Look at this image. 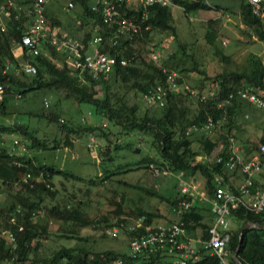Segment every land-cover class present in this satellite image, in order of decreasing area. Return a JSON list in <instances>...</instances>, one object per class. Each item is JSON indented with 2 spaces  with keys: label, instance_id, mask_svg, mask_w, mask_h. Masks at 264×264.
<instances>
[{
  "label": "trees",
  "instance_id": "obj_1",
  "mask_svg": "<svg viewBox=\"0 0 264 264\" xmlns=\"http://www.w3.org/2000/svg\"><path fill=\"white\" fill-rule=\"evenodd\" d=\"M172 1L173 4L181 6L186 13L195 9H209L212 6V4L211 6L205 4L202 0ZM237 1L243 24L264 41V18L255 16L243 0ZM14 2L17 5H26L30 0H14ZM52 3L53 0L47 5L45 17L51 25L60 28L62 23L50 11ZM76 4V9L71 13L74 14L72 18L78 23L77 30L82 31L79 38L83 44L82 51L90 49V42L96 33H100L103 36L102 46L105 52L115 55L118 59H127L125 65L117 63L106 78H94L87 71L80 73L72 69L67 55L47 42L42 45L44 51H40L33 57L27 56V49L19 45L22 27L27 18L16 11L15 6L7 9V0H0V9L6 7L8 11L5 21L0 19V83L4 85L6 91L3 100L0 101V116L11 113L9 99L13 92L20 95L16 98H22L27 93L38 90L56 93V96L62 93L64 98L75 101L76 105L90 103L93 106V109L83 116L82 121L78 122L71 119L60 120V113L57 109L45 111L44 105L39 110L27 111L29 116H35L52 124L55 128L52 137L45 134L38 136L29 123L19 120L9 124L0 122V185L12 196L9 203L0 207V264L4 262L11 264H26L27 262L29 264H114L113 262L118 258L122 259L123 264H176L174 254L144 251L136 257H131L127 255V250L123 252L113 248L95 249L92 245L93 241H90L87 236L80 235L78 228L99 224L98 217L92 219L78 207L69 208L58 204L46 207L42 204L45 198H53L56 194L52 188L54 175H69L67 171L57 167L54 163L42 162L36 153L73 147L76 138L83 135H86L88 139L91 136L96 138L101 136L104 137L106 144H96L97 154L100 162L108 165L114 159L113 151L118 152L127 147L136 153L137 147L132 146L131 143L123 146L116 142L117 134L135 132L140 138L150 143L155 151L154 155L146 153L135 162L126 163V168L123 170L122 165L116 166L115 169L104 168V179L115 173L129 172L136 168L147 169L148 164L154 162L173 173L183 171V178L188 181L194 182L197 178L201 179L202 188L206 190L209 197H212L215 185L214 174L218 173L225 183L226 174L231 172L221 163H215L220 146L217 138L209 133L212 131H219V135L226 133L238 142L232 131L233 128H239L236 124L237 119L243 115L245 107L250 103L240 99L236 91L253 85L264 92V60L262 56L250 53L243 69L223 70L211 77L203 69L195 66L193 70H196L203 80H212L209 91L194 90L182 82L179 77L178 82L183 84L179 92H168L162 107L148 105L144 102L148 107L142 110L140 103L149 89L157 83H165L166 72L178 69L177 63L157 64L154 60L147 58L146 42L152 31H170L173 37H176L170 6L154 4L143 10L141 8L138 11L133 10L134 19L140 24V32L132 40H120L118 45L112 46L109 36L113 33L114 25L102 23L99 15L88 9L86 0H77ZM214 7L221 8V10L227 9L220 3H215ZM124 10L126 15L132 13V10L126 6ZM142 12L145 14L144 17L141 15ZM146 26L149 28L146 29ZM205 39L212 46L215 34L206 31ZM179 47L183 48V45L179 43ZM18 48H20L19 53L22 58L36 66L35 74L28 75L20 69L19 59L14 52ZM215 53L219 54L217 50ZM220 59L227 60L222 55ZM115 84L123 87L125 92L124 96L112 101L110 92ZM95 85L100 86L101 96L95 95ZM189 90L196 91L197 95ZM230 93L234 95L228 98ZM125 94H128L130 100L133 99V101H129ZM202 94H207L205 100L199 99L198 96ZM57 100H59L58 96ZM45 104L47 105L46 101ZM92 115L100 118V125L99 121L90 119ZM209 118L212 119L213 126L210 129L199 130V127ZM104 122L105 126H103ZM108 123L113 128L105 131L104 128ZM196 133L199 135L195 139L193 136ZM11 135L18 137L16 148L18 147L21 151L18 155L14 154L13 148L7 145V139H9L7 136ZM110 136H113L114 140H111ZM195 142L201 149L193 146ZM260 144H264V133L256 143H252L249 147L256 149ZM198 156L201 157L199 160H197ZM161 178L163 177L156 179ZM231 188L235 190L234 186ZM141 189L146 193L156 195L148 188ZM174 190V197L166 198L170 205L177 207L182 199L191 202L189 210L181 215L186 233L201 230L198 250L195 256L186 259L187 264H220L218 257L210 255L204 247V242L209 237L208 231L213 214L212 216L207 215L206 218L201 212L197 198L181 194L176 190V186ZM112 205L114 206L113 214L117 216L125 214L121 199H113ZM205 209L210 210L209 207ZM41 210L49 221L54 219L61 222L59 233L56 236L75 239L77 243L72 246H61L48 258L41 257L42 241L50 234L49 221L42 222L36 219V215L41 213ZM131 212H135L136 217L143 215L146 225L157 224L152 222L153 218L158 217L157 213L140 207ZM231 218L237 222L235 224L229 222V228L226 230L228 234L227 264H237L233 259V254L238 247L240 232L243 236L237 250L239 261L242 264H264V229L243 228L246 222L264 226V213L249 212L237 203L231 206L229 220ZM118 219L112 224L113 226H120L123 223V219ZM7 232L13 233L14 242L7 240ZM131 235L127 232L128 238Z\"/></svg>",
  "mask_w": 264,
  "mask_h": 264
},
{
  "label": "rangeland",
  "instance_id": "obj_2",
  "mask_svg": "<svg viewBox=\"0 0 264 264\" xmlns=\"http://www.w3.org/2000/svg\"><path fill=\"white\" fill-rule=\"evenodd\" d=\"M64 2L65 0H53L50 11L62 23L59 28L61 32L79 39L82 31L77 30L78 23L72 18L74 14L71 13L76 7L71 12L65 13L62 10ZM223 2H220V4L227 7L223 11L229 14L228 21L225 17L220 16L221 9L214 7L215 2H211V0L212 6L209 9H195L188 13L179 5H171L170 9L173 25L176 29V37L174 38L170 31H152L146 42L148 49L147 58L152 59L151 54L156 53L159 56L157 60H154L157 64L177 63L178 71H176L179 73L182 82L194 90L209 91L212 80H203L202 76L196 70H193L195 66L203 69L211 77L223 70L243 69L250 53L263 56L264 41L260 40L254 31L243 24L237 0H225ZM5 10V8L0 9V19L2 21H5L8 16ZM216 15L218 17L214 18ZM206 31H211L215 34L212 46L206 42ZM221 41H225V44H222ZM179 43L183 45V48L179 47ZM216 50L219 54L215 53ZM40 51H44L43 46H40ZM14 52L19 59V64L23 63L24 59L19 53L20 48L15 49ZM221 55L226 57L227 60H221ZM124 92L125 89L119 84L113 85L110 92L112 101L124 96ZM94 93L96 96H101L99 85L94 86ZM16 95L17 93L15 92L10 94L9 110L11 113L6 116H0V122L9 124L19 120L29 123L36 130L38 136H44L45 134L52 137L55 128L46 120L29 116L27 111L39 110L44 105L45 111L57 109L60 113V120L71 119L74 122H78L82 121L83 116L93 109L90 103L76 105L75 101L64 98L62 93L57 95L59 100H57L56 93L44 90L29 92L22 98H16ZM125 97L129 101H133V99L130 100L128 94H125ZM140 107L142 110L148 107L144 103V99H142ZM244 114H248V118H245ZM243 115L237 119L236 124L239 125V128H233L232 133H234L237 143L249 147L252 143H256L264 133V111L250 104L245 107ZM92 118L96 122L99 121L98 124L100 123L98 116L92 115L90 119ZM109 128L113 127L108 123L104 130L107 131ZM218 133L219 131H212L209 134L217 138L218 145L221 148L228 140V135L226 133H224L225 135H219ZM117 135V143L123 146L131 143L132 146L138 148V152L134 153L124 147L118 152H112L114 159L111 164H103L97 154L96 144L105 145L104 137H95V141L92 143V140L83 135L76 138L73 147L40 151L36 155L42 162L54 163L57 167L67 171L69 175H54L52 188L56 191V194L53 198H45L42 204L46 207L54 204L64 205L69 208L78 207L92 219L98 217L100 219L99 224L95 223L78 228L79 234L89 237L88 239L93 241L94 244L92 245L95 249L113 248L124 252L128 246L126 228L124 226H113L112 224L119 220L118 218L123 219L125 225L132 223L133 219H136V215L134 214L135 212L131 211H135L138 207L159 214L158 217L153 218V223L166 224L175 220V207L170 205L166 198L172 199L174 197V187L176 186V190H178L179 179L172 175L156 179L144 168L115 173L104 179V168L115 169L116 166L122 165L121 169L123 170L126 168V163L135 162L146 153L152 155L155 153L150 143L140 138L135 132ZM198 135L199 133H196L193 137L196 139ZM7 137L9 138L7 139L8 147L13 148L14 154L18 155V152L21 151L18 147L16 148V143L14 142L18 137L13 135ZM110 138L114 140L113 136H110ZM193 146L201 149L197 142ZM200 158L198 156L197 160ZM105 165L107 166L105 167ZM194 182L199 183V186L202 187L201 179L197 178ZM143 187L155 192L156 195L146 193L141 189ZM11 199L12 196L0 185V207L9 203ZM113 199H121L125 214L117 216L112 213L114 209L112 205ZM36 219H40L42 222L49 221V218L42 213V210L41 213L36 215ZM229 221L232 224L237 222L234 218ZM60 225L61 222L58 220L52 219L49 221L48 231L50 234L47 239L42 241L41 257L48 258L53 251L61 246H72L77 243L75 239L56 236L59 233ZM3 264L11 263L4 262ZM26 264H29V262Z\"/></svg>",
  "mask_w": 264,
  "mask_h": 264
},
{
  "label": "built area",
  "instance_id": "obj_3",
  "mask_svg": "<svg viewBox=\"0 0 264 264\" xmlns=\"http://www.w3.org/2000/svg\"><path fill=\"white\" fill-rule=\"evenodd\" d=\"M50 1L30 0L26 5H17L14 0H7V9L15 6L16 11L27 18L26 23L22 27L19 42L20 47L27 49V56L33 57L37 55L40 46L47 42L56 50L67 55L68 63L72 69L78 70L80 73L87 71L94 78H106L117 63L120 65L127 63L126 58L118 59L115 55L103 50V36L100 33H96L90 42V49L83 52V44L79 39L61 32L59 27L53 26L47 21L45 11ZM243 1L249 6L255 16L264 18V0ZM86 2L88 9L98 14L102 23L114 25L113 33L109 36L112 46L118 45L120 40L130 41L140 32V24L134 19L133 10L138 11L140 8L143 10L154 4L161 6L173 5L172 0H86ZM202 2L211 6L210 0H202ZM76 3L77 0H65L62 6L63 12H71L76 7ZM124 6L132 10L130 15H126ZM4 8L6 9V7ZM6 12L8 15V11ZM141 15L144 17L145 14L142 12ZM220 16L225 17L228 21V13L222 11ZM145 28L148 29L149 26ZM221 42L225 44V41ZM151 56L153 60H157L159 57L156 53H152ZM262 58L264 60V55ZM20 69L28 75L36 73V66L27 59H24L23 63L20 64ZM179 77V73L175 70L166 72L165 83H157L149 89L148 93L144 95V102L148 105L162 107L165 102V95L168 92H179L183 87V84L178 82ZM189 91L197 95L196 91ZM5 93V87L0 83V101L3 100ZM209 94H212V92H209ZM233 95V93H230L228 98ZM236 95L264 111V92L262 90L249 85L247 88L237 90ZM19 96V94L16 95V97ZM198 97L200 100H205L207 94H202ZM244 117L248 118V114H245ZM105 125L106 123L104 122L103 126ZM212 126V119L209 118L205 124L199 127V130L210 129ZM195 129L198 128L195 127ZM90 140L93 143L95 137L91 136ZM227 141L220 148L215 158V163H221L231 173H241L243 180L235 187V190L226 182L223 183V178L218 173H215L213 195L209 197L206 190L199 186V183L183 178V171L173 173L171 170L160 167L154 162H150L147 168L150 174L156 178L174 175L179 179L177 187L181 194L192 195L199 200H207L210 203L213 220L209 227V237L204 242V247L210 255L218 257L220 264H227L226 256L228 251L226 244L228 234L226 230L229 228L231 206L239 203L249 212L264 213V187L260 188L254 179L256 175L264 174V144H260L256 149H250V147L237 143L233 137L228 136ZM14 142L17 144L18 140L15 139ZM190 206L191 202L189 200L182 199L178 206L175 207L176 219L164 225H146L144 224L145 217L143 215L137 216L128 225H125L124 222L121 223L120 226H124L126 231L132 234L128 238L127 255L136 257L144 251L151 253L161 252L174 254L176 256L174 261L176 264H187L186 259L190 256H195L196 252L190 246L191 241L185 240L186 228L181 215L189 210ZM14 239L13 233L7 232V240L14 242ZM113 263L123 264L121 258H118Z\"/></svg>",
  "mask_w": 264,
  "mask_h": 264
},
{
  "label": "crops",
  "instance_id": "obj_4",
  "mask_svg": "<svg viewBox=\"0 0 264 264\" xmlns=\"http://www.w3.org/2000/svg\"><path fill=\"white\" fill-rule=\"evenodd\" d=\"M215 2V3H224L223 1L225 0H211V2ZM238 2V1H237ZM226 7V5H223ZM221 9V8H220ZM223 11V9H222ZM218 17L217 15L214 17L216 18ZM226 178H227V181L226 183L231 187V186H234V187H237L243 180V176L240 174V173H227L226 174ZM255 179V183L260 187V188H263L264 187V174H260V175H256L254 177ZM211 197V196H210ZM199 201V206L201 207V212L204 213V215H211V209H210V203L207 201V200H199V199H196ZM209 207V211L206 210L205 208H208ZM203 210H205V212H203ZM176 216V215H175ZM212 216V215H211ZM213 217V216H212ZM212 223V222H211ZM167 224V223H166ZM155 225V224H154ZM156 225H164V224H156ZM200 236H201V230L200 229H197L195 232H191V233H186V237H185V240H190L191 243H190V246L192 249L195 250V252H197L198 250V247L200 245Z\"/></svg>",
  "mask_w": 264,
  "mask_h": 264
},
{
  "label": "water",
  "instance_id": "obj_5",
  "mask_svg": "<svg viewBox=\"0 0 264 264\" xmlns=\"http://www.w3.org/2000/svg\"><path fill=\"white\" fill-rule=\"evenodd\" d=\"M136 152H138V148L136 149ZM243 228H244V229H251V228H255V229H264V226L259 225V224H257V223H253V222H246V223H244ZM242 236H243V233L240 232V234H239V241H238V247H237V249H236V252L233 254V259H234V261H235L237 264H242V263L239 261L238 257H237V250H238V248H239V244H240V242H241V240H242Z\"/></svg>",
  "mask_w": 264,
  "mask_h": 264
}]
</instances>
